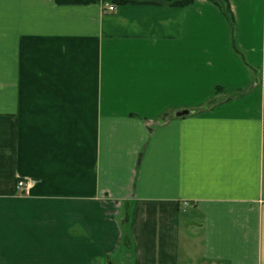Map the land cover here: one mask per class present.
Listing matches in <instances>:
<instances>
[{
  "label": "crops",
  "instance_id": "crops-1",
  "mask_svg": "<svg viewBox=\"0 0 264 264\" xmlns=\"http://www.w3.org/2000/svg\"><path fill=\"white\" fill-rule=\"evenodd\" d=\"M226 1L0 0V264H264V0Z\"/></svg>",
  "mask_w": 264,
  "mask_h": 264
},
{
  "label": "trees",
  "instance_id": "trees-1",
  "mask_svg": "<svg viewBox=\"0 0 264 264\" xmlns=\"http://www.w3.org/2000/svg\"><path fill=\"white\" fill-rule=\"evenodd\" d=\"M60 4H90L94 2H98L100 0H56ZM114 2L117 3H126L128 0H113ZM196 0H173V4L180 7V8H185L188 6H191L192 4L195 3ZM213 1L216 5H218L224 15L227 17L230 23L233 22L232 20V15L230 13V5L226 0H211Z\"/></svg>",
  "mask_w": 264,
  "mask_h": 264
},
{
  "label": "built area",
  "instance_id": "built-area-1",
  "mask_svg": "<svg viewBox=\"0 0 264 264\" xmlns=\"http://www.w3.org/2000/svg\"><path fill=\"white\" fill-rule=\"evenodd\" d=\"M105 10L107 12H114L115 7L111 4L105 3ZM34 185V181L30 179H18L16 182V190L19 194L24 195L28 194L30 188Z\"/></svg>",
  "mask_w": 264,
  "mask_h": 264
},
{
  "label": "water",
  "instance_id": "water-1",
  "mask_svg": "<svg viewBox=\"0 0 264 264\" xmlns=\"http://www.w3.org/2000/svg\"><path fill=\"white\" fill-rule=\"evenodd\" d=\"M192 114V111L191 110H182L180 112H178L176 114L177 117H184V116H188V115H191Z\"/></svg>",
  "mask_w": 264,
  "mask_h": 264
},
{
  "label": "rangeland",
  "instance_id": "rangeland-1",
  "mask_svg": "<svg viewBox=\"0 0 264 264\" xmlns=\"http://www.w3.org/2000/svg\"><path fill=\"white\" fill-rule=\"evenodd\" d=\"M211 108V106L208 107V109ZM208 109H205V110H208Z\"/></svg>",
  "mask_w": 264,
  "mask_h": 264
}]
</instances>
